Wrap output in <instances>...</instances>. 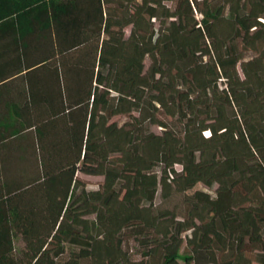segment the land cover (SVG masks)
<instances>
[{
  "label": "trees",
  "instance_id": "16d2710c",
  "mask_svg": "<svg viewBox=\"0 0 264 264\" xmlns=\"http://www.w3.org/2000/svg\"><path fill=\"white\" fill-rule=\"evenodd\" d=\"M0 39V93L57 64L62 105L0 118L40 168L0 179V264H264V0H0Z\"/></svg>",
  "mask_w": 264,
  "mask_h": 264
},
{
  "label": "rangeland",
  "instance_id": "374dc122",
  "mask_svg": "<svg viewBox=\"0 0 264 264\" xmlns=\"http://www.w3.org/2000/svg\"><path fill=\"white\" fill-rule=\"evenodd\" d=\"M9 41L7 39H0V44L8 43ZM12 63V57L5 60L6 65ZM50 65H45L40 68V70L33 73H25V75L13 80L8 84V86L2 89L0 93V104H2L3 107L0 108V118L5 119V129H12L15 126L18 127L21 123L16 117H14L12 112H7V103L11 101L13 104H17V106L22 107L29 94L33 101H35L34 99H43L46 101L48 103L47 107H49L48 113L54 111L58 112L61 110V92L59 85L60 75L58 70H56L57 64L55 69H53ZM149 65L150 61L147 60L146 69L149 68ZM22 68L23 66H19V68L9 74V76L21 71ZM67 83H69L75 91H78L79 94L86 99L89 81L85 73L75 75V73L69 72L67 75ZM20 110L22 111V109ZM44 112V109H38V112L35 111L33 116H42ZM126 119L127 118L124 116H116L111 120V122L122 123ZM152 130L155 133L162 132L161 129L156 126L152 127ZM35 131L36 130H29L23 132L22 134H18L16 138L10 142L5 141L0 144V179L7 178L11 183L12 181H17L18 183L20 182L21 184L26 185L38 177L40 168L34 144L36 140ZM4 137L5 136L2 138ZM176 170L180 171L181 167L177 166ZM78 177L85 183L88 191L98 190L104 182L103 176H93L79 173ZM197 189L205 190V187L203 185H199ZM155 202L156 204H160L162 202L161 191L158 192ZM14 246L17 250L24 249L25 243L20 236L15 238ZM126 249L129 251L134 261H140L143 259L142 254L144 250L134 241H128Z\"/></svg>",
  "mask_w": 264,
  "mask_h": 264
},
{
  "label": "crops",
  "instance_id": "0c3cea01",
  "mask_svg": "<svg viewBox=\"0 0 264 264\" xmlns=\"http://www.w3.org/2000/svg\"><path fill=\"white\" fill-rule=\"evenodd\" d=\"M25 73H26V72H25ZM25 73H22V74H20V75H18V76H16V77H14L11 81H13L14 79H15V80L18 79L20 76L25 75Z\"/></svg>",
  "mask_w": 264,
  "mask_h": 264
}]
</instances>
